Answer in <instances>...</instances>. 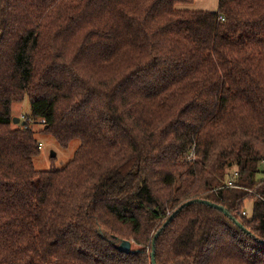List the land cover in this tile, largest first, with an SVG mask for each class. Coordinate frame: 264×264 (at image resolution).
<instances>
[{
	"label": "trees",
	"instance_id": "obj_1",
	"mask_svg": "<svg viewBox=\"0 0 264 264\" xmlns=\"http://www.w3.org/2000/svg\"><path fill=\"white\" fill-rule=\"evenodd\" d=\"M194 1L0 0V264H264V0Z\"/></svg>",
	"mask_w": 264,
	"mask_h": 264
},
{
	"label": "rangeland",
	"instance_id": "obj_2",
	"mask_svg": "<svg viewBox=\"0 0 264 264\" xmlns=\"http://www.w3.org/2000/svg\"><path fill=\"white\" fill-rule=\"evenodd\" d=\"M12 115L20 117L21 121L28 117L31 121L30 125L37 131V138L39 140V144H41V148L40 152L34 156V162L38 169L47 170L52 166L60 168L63 167L71 158H73L76 149L81 143V139L74 138L70 141L68 146H63L55 136L50 133L42 132V124L39 123L37 118L33 115L31 103L28 97H26L21 102L13 103ZM16 124L19 125V123L14 122V125ZM262 175L263 174L260 173L259 177ZM247 208H252L251 201L247 202ZM136 247V244L133 243V248Z\"/></svg>",
	"mask_w": 264,
	"mask_h": 264
},
{
	"label": "water",
	"instance_id": "obj_3",
	"mask_svg": "<svg viewBox=\"0 0 264 264\" xmlns=\"http://www.w3.org/2000/svg\"><path fill=\"white\" fill-rule=\"evenodd\" d=\"M13 120H14L15 123H22V124H25V120L21 121V118L18 117V116H14ZM54 154H55V153H54ZM54 154H53V155H54ZM218 206H219L220 208L223 209V206H220V205H218ZM157 235H158V234H156V236H157ZM116 239H117V238H116ZM117 247H118L120 250H122V251L130 252V251L132 250V241H130V240H123V241H121V242L117 245ZM152 259H153V261L156 260V258H155V251L152 252Z\"/></svg>",
	"mask_w": 264,
	"mask_h": 264
},
{
	"label": "crops",
	"instance_id": "obj_4",
	"mask_svg": "<svg viewBox=\"0 0 264 264\" xmlns=\"http://www.w3.org/2000/svg\"><path fill=\"white\" fill-rule=\"evenodd\" d=\"M217 5L218 0H195L192 6L198 9H214Z\"/></svg>",
	"mask_w": 264,
	"mask_h": 264
},
{
	"label": "built area",
	"instance_id": "obj_5",
	"mask_svg": "<svg viewBox=\"0 0 264 264\" xmlns=\"http://www.w3.org/2000/svg\"><path fill=\"white\" fill-rule=\"evenodd\" d=\"M222 19H224V18L222 17ZM44 121H45V120H43L42 122H44ZM39 147H41V144H39ZM194 156H195V155H194V152H192L190 158H191V157H194ZM231 183H232V182H230V184H231ZM244 213H245V211H244Z\"/></svg>",
	"mask_w": 264,
	"mask_h": 264
}]
</instances>
